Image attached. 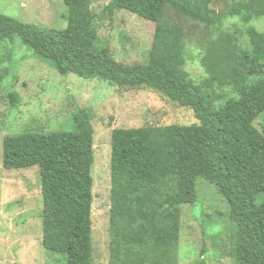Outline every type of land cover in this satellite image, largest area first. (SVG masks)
I'll return each instance as SVG.
<instances>
[{
	"label": "trees",
	"instance_id": "trees-1",
	"mask_svg": "<svg viewBox=\"0 0 264 264\" xmlns=\"http://www.w3.org/2000/svg\"><path fill=\"white\" fill-rule=\"evenodd\" d=\"M91 2L63 0L62 28L0 13V41L20 37L62 75L149 88L197 120L112 129L108 264H177L181 208L196 203L198 177L213 183L228 206L231 264H264V125L254 123L264 112V30L251 24L264 16V0H236L220 11L213 0H110L105 11L155 23L146 61L133 63L116 60L100 41ZM227 16H237L242 28L222 29ZM188 21L217 29L200 57L205 76L198 80L185 69ZM9 96L16 106V94ZM72 119L71 130L5 135L2 165L38 166L41 243L64 255L56 264H95L91 111L80 109Z\"/></svg>",
	"mask_w": 264,
	"mask_h": 264
},
{
	"label": "rangeland",
	"instance_id": "rangeland-1",
	"mask_svg": "<svg viewBox=\"0 0 264 264\" xmlns=\"http://www.w3.org/2000/svg\"><path fill=\"white\" fill-rule=\"evenodd\" d=\"M110 0H92L100 41L112 56L124 63L145 62L151 47L155 23L126 10H104ZM236 0H213L220 11ZM63 0H0V13L41 27L66 25ZM222 29H241L237 16H227ZM234 24V25H233ZM251 24L264 30V16ZM234 27V28H233ZM185 69L195 80L204 78L200 57L217 29L204 30L185 22ZM239 34V33H238ZM0 264H56L64 255L45 249L42 237V196L38 166L6 169L2 165L5 135L23 131L71 130L72 116L89 108L93 126V201L91 205V258L95 264L110 262V158L111 131L116 127L191 124L193 111L179 107L161 93L146 87L119 88L75 74H60L37 57L20 37L0 41ZM10 93L18 98L12 105ZM264 125V112L255 120ZM197 201L181 208L177 264H191L205 257L207 264H231L228 257L232 228L228 206L215 185L196 179Z\"/></svg>",
	"mask_w": 264,
	"mask_h": 264
}]
</instances>
